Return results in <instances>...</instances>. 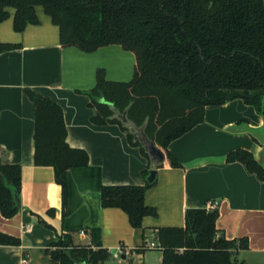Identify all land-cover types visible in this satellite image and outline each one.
I'll return each instance as SVG.
<instances>
[{"label":"crops","instance_id":"0c3cea01","mask_svg":"<svg viewBox=\"0 0 264 264\" xmlns=\"http://www.w3.org/2000/svg\"><path fill=\"white\" fill-rule=\"evenodd\" d=\"M13 14L0 23V42L20 44L0 53V163L21 167L20 207L11 218L0 211V233L21 243L0 244V264H54L49 252L62 235L75 245L108 250L119 264H161L163 251L145 245L160 246V228L184 227L187 209L213 201L219 202L220 234L247 239L248 248L235 257L264 264V182L242 163L226 161L229 152L242 148L264 164V117L252 105L235 99L207 106L204 121L169 144L182 167H172L166 155L156 184L145 193L157 215L144 217L135 229L125 211L102 206L101 192L104 186H144L149 159L120 124L94 122L97 109L87 95L98 69L108 80L130 81L134 53L116 44L91 53L63 47L59 27L42 7L39 24L16 32ZM28 89L61 106L67 143L88 154V165L68 173L65 203L54 168L35 164L36 106Z\"/></svg>","mask_w":264,"mask_h":264},{"label":"trees","instance_id":"16d2710c","mask_svg":"<svg viewBox=\"0 0 264 264\" xmlns=\"http://www.w3.org/2000/svg\"><path fill=\"white\" fill-rule=\"evenodd\" d=\"M38 7L59 27L63 47L91 53L116 44L134 53V76L128 82L108 80L104 69H98L96 85L87 92L89 104L97 109L93 120L121 125L110 118L109 103L121 112L129 108V118L138 125L148 118L147 134L174 168L182 165L169 144L202 123L207 106L242 99L264 117V0H0V23L13 10L14 30L23 32L40 23ZM19 47L0 42V53ZM27 93L36 106L35 164L54 168L65 203L68 173L88 165V154L67 143L61 106L31 89ZM226 161L242 163L264 182V164L251 151L236 149ZM148 175L147 169L144 186H104L101 192L102 206L125 211L135 229L142 228L144 217L157 215L145 203L146 190L156 184L147 181ZM20 185L21 167L0 163V211L5 218L19 210L14 193L19 194ZM218 217L217 209L189 208L184 227L160 228L161 264H239L235 253L248 248L247 239H226L216 228ZM20 243L0 233V244ZM52 246L54 264H104L111 257L101 247L75 245L70 235L59 236Z\"/></svg>","mask_w":264,"mask_h":264},{"label":"water","instance_id":"95a60500","mask_svg":"<svg viewBox=\"0 0 264 264\" xmlns=\"http://www.w3.org/2000/svg\"><path fill=\"white\" fill-rule=\"evenodd\" d=\"M111 110L113 111L111 119H117L123 128L127 129L128 132L133 136V141L140 143L145 153L149 158V175L147 181L153 183L158 175V169L164 164L166 159L165 152L152 140L146 132L148 125V118L141 124H136L128 116V109L126 108L121 112L114 104L109 103ZM263 165V164H262ZM14 199L18 206H20V198L17 191L14 193Z\"/></svg>","mask_w":264,"mask_h":264},{"label":"built area","instance_id":"2783aa9c","mask_svg":"<svg viewBox=\"0 0 264 264\" xmlns=\"http://www.w3.org/2000/svg\"><path fill=\"white\" fill-rule=\"evenodd\" d=\"M218 206H219V202H218V201L208 202V203L206 204V208H207L208 210H215V209L218 208ZM81 234L84 235V234H85V231L82 230V231H81ZM145 247H146V248H158L159 246H157L154 242H148V243L145 245ZM180 251H183V249H180ZM24 262H26V261L24 260Z\"/></svg>","mask_w":264,"mask_h":264},{"label":"rangeland","instance_id":"374dc122","mask_svg":"<svg viewBox=\"0 0 264 264\" xmlns=\"http://www.w3.org/2000/svg\"><path fill=\"white\" fill-rule=\"evenodd\" d=\"M235 258L240 264H244L242 263L243 261L242 256H236ZM104 264H119V263H118V259L110 258ZM246 264H251V262H248Z\"/></svg>","mask_w":264,"mask_h":264}]
</instances>
